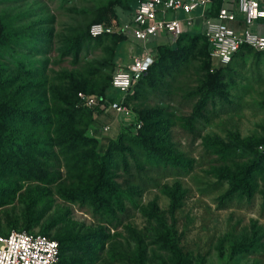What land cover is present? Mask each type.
Masks as SVG:
<instances>
[{
    "label": "rangeland",
    "instance_id": "obj_1",
    "mask_svg": "<svg viewBox=\"0 0 264 264\" xmlns=\"http://www.w3.org/2000/svg\"><path fill=\"white\" fill-rule=\"evenodd\" d=\"M136 1L129 8L125 0H0V41L5 40L0 46V104L21 107L43 101L46 93L51 100L50 91L62 71L101 69L111 78L146 48L157 53V46L167 41L174 47L177 42L162 39L165 36L150 43L121 36L111 57L102 48L85 51L79 64L74 56L64 55L68 48L64 39L73 34L77 18L99 15L95 20H104L96 23H124L132 18ZM205 44L202 39L195 49L186 45L179 72L129 104L135 114L159 106L169 111L174 123L169 145L176 155L191 160L192 168L154 169L141 176L135 169L131 175L120 173L119 186L126 194L127 188L138 189V194L126 201L125 212L110 214L108 224L89 206L66 202L53 186L14 183L10 174L25 166L26 158L19 166L0 163V235L22 230L56 242L69 238L60 244L62 264H177L167 235L181 250L183 264H264V162L256 165L253 146L264 141V53L238 52L219 81L208 83L207 74L216 72L217 62L200 53ZM92 84H96L92 90L80 91L101 95L99 83ZM207 97L203 118L190 129L189 119ZM114 98L123 99L117 91ZM23 119L22 114L13 116L8 127L23 136L24 150L36 157L38 165L48 167L42 170L53 172L56 161L52 164L34 154L28 144L44 147L46 136ZM114 121L110 132L98 136L91 127L88 134L99 143L115 139L124 122L116 116ZM221 142L235 150V158L222 161ZM47 149L61 153L56 147ZM250 168L245 181L251 194L233 192V176L245 177ZM62 172L66 174L64 168ZM170 193L180 203L177 209L171 206Z\"/></svg>",
    "mask_w": 264,
    "mask_h": 264
},
{
    "label": "trees",
    "instance_id": "obj_2",
    "mask_svg": "<svg viewBox=\"0 0 264 264\" xmlns=\"http://www.w3.org/2000/svg\"><path fill=\"white\" fill-rule=\"evenodd\" d=\"M125 1L129 8H133L134 0ZM134 5L136 6V3ZM221 5L222 0H215L213 13L218 11ZM116 8L120 11H126V8L122 6ZM98 16L91 20L86 17L77 18L74 21L73 34L68 39L66 37L64 39L68 47L64 55L74 56V60L78 64L81 63L82 54L91 49L102 48L104 51L110 52L111 57L114 46L122 40L121 35L114 34L98 38L92 37L90 27L96 22L104 20V17L95 20ZM202 39H205L206 44L202 49L203 52L200 51V53L206 54L211 59L209 56L210 46L203 33L191 34L185 31L176 41L174 47H167L166 43L158 45L155 63L146 75L132 87L129 94L122 95L123 99H121L124 104L130 108V103L147 97V92L156 90L158 85L167 77H173L175 72H179L184 62L183 57L187 53L185 46L190 45L191 49H195ZM0 46H5L4 39H1ZM245 50L254 51L251 48L242 47L239 52L243 53ZM260 53H264V51ZM236 56L238 53L233 57V60ZM109 64L111 65V63ZM115 64L113 62V65ZM210 66V63L206 65L208 68ZM227 66L218 64L215 73L207 74L206 82H218ZM82 67L83 65L79 66V68ZM89 72L85 68L82 71H62L50 91L53 98L51 100L47 99L46 93L43 101L37 99L21 107L14 106L12 103L0 104V163L4 166L7 163L19 166L22 162L21 158H26V165L14 169L11 172L12 175L10 174L14 183L29 181L42 182L47 187L53 186L55 194H58L66 202L80 205L82 208L89 206L95 215L100 214L104 218V223L112 224L110 214H117L118 211L125 212L126 201L132 202L130 196H137L138 194V189L135 188H127L129 194L125 193L118 184L120 173L131 175L135 169L136 173L141 176L154 169L166 170L169 167L178 171H186L192 168L193 162L176 155L169 145L171 142L170 129L174 123L170 121L169 111L165 107L143 109L140 113L135 114L136 121L142 122V128L137 132L124 125L115 139H107L103 143H99L95 136H90L88 130L91 127H95L96 134L101 136L102 128L112 124L116 114L82 106L78 98L80 90L84 89L88 92L93 89V85H96L92 83H99L101 95H96L97 97L103 100L121 99L114 98L113 76L111 78L105 76L101 69ZM89 84L91 85L89 86ZM40 87L44 88L43 84ZM208 99L209 97L204 99L189 119L190 129L195 128L199 119L203 118L202 110L205 108ZM45 104L47 107L42 109ZM20 114H22L23 120L29 122V127L35 128L36 132L46 136V141L43 142L44 147L33 143L28 144L31 149L36 151L34 154L49 160L52 164L54 160L56 161V164H53L55 166L53 172L45 173L43 170L48 167L43 163L38 165L36 157L24 150L26 146L23 136L14 134L8 127L13 116L17 117ZM195 136L201 137L200 134H195ZM263 142H257L253 145L257 153L256 165L264 162V155L258 151L259 145ZM220 145L221 151H218V155L223 162L235 158V150H231V147L225 142H221ZM53 147L61 151L60 155L47 149ZM63 168L65 175L62 172ZM250 174L251 168L245 173V177L233 176L231 190L233 192L240 191L244 195L251 194L250 187L246 183L247 180L245 181V178L247 179ZM0 179L3 178L0 176ZM0 185H2L1 180ZM2 196H0V206L3 205ZM170 197L172 208L177 209L180 204L178 199L172 193H170ZM167 236V245L170 244L177 264H183L181 250L177 244L172 243L170 236ZM65 241H70V239L65 238L57 241L60 249V264H62L60 244Z\"/></svg>",
    "mask_w": 264,
    "mask_h": 264
},
{
    "label": "built area",
    "instance_id": "obj_3",
    "mask_svg": "<svg viewBox=\"0 0 264 264\" xmlns=\"http://www.w3.org/2000/svg\"><path fill=\"white\" fill-rule=\"evenodd\" d=\"M215 0H138L133 16L124 23H96L90 27L94 38L104 35H121L145 43L168 36L176 42L184 33V26L193 27L196 22L194 12L201 9L204 19L202 33L210 46V57L217 64L227 66L242 47L254 51H264V35L256 33L254 27L264 20V6L258 0H233L236 10L231 9L222 0L218 11L213 13ZM186 15L180 19L178 14ZM242 23L241 30H235L231 23ZM155 63V53L143 50L133 58L132 63L120 68L113 75L114 91L127 95ZM82 106L89 109H100L105 113L114 112L124 125L134 132L142 128V122L136 121L133 111L122 100L102 99L78 94ZM111 126L102 128L110 132ZM258 151L264 155V142ZM0 264H60L59 244L42 234H31L25 231H12L0 235Z\"/></svg>",
    "mask_w": 264,
    "mask_h": 264
},
{
    "label": "crops",
    "instance_id": "obj_4",
    "mask_svg": "<svg viewBox=\"0 0 264 264\" xmlns=\"http://www.w3.org/2000/svg\"><path fill=\"white\" fill-rule=\"evenodd\" d=\"M231 1H233V0H224V3L226 2L227 3V5L228 6H230L231 7V9H235L236 10V3H231ZM259 2H260V4H261V6H264V0H258ZM203 14V11L201 10V9H199V10H197V11H195L194 12V17L196 18V22H195V25L191 28V27H188V26H184V32L185 31H187V32H190V31H192V32H194V33H196V34H199V33H202V28H204V19L203 18H201L202 15ZM201 16V17H200ZM178 17L180 18V19H185L186 18V15H184V14H182V13H180V14H178ZM230 26L232 27V28H234L235 30H241L242 29V23H240V22H235V23H231L230 24ZM254 31L256 32V33H259V34H261V35H264V20H261V21H259L257 24H256V26L254 27ZM167 37V38H166ZM168 38H170V37H168V36H165V38H162V39H165V40H168ZM161 39V40H162ZM173 41V40H172ZM162 42H164V40L162 41ZM173 43H175L174 41H173ZM163 44V43H162ZM162 44H160V45H162ZM166 45H168V46H171V44L169 43L168 44V41H167V43H166ZM147 49V48H146ZM141 54V53H140ZM140 54H136V56L137 55H140ZM132 61H133V59H132ZM132 61L130 62V63H132ZM129 63V64H130ZM129 64H127V65H129ZM126 65V66H127ZM218 65V64H217ZM114 124H115V121L112 123V125L114 126Z\"/></svg>",
    "mask_w": 264,
    "mask_h": 264
}]
</instances>
